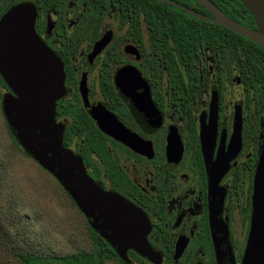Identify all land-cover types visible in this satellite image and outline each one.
<instances>
[{"label": "flooded vegetation", "instance_id": "obj_1", "mask_svg": "<svg viewBox=\"0 0 264 264\" xmlns=\"http://www.w3.org/2000/svg\"><path fill=\"white\" fill-rule=\"evenodd\" d=\"M154 1L144 9L145 0H0V18L34 5L35 31L64 69L55 104L64 146L99 187L147 219L154 261L131 247L119 256L93 229L119 264H217V231L242 264L264 151V49L219 37L191 52L174 40L182 28L171 19L196 18L185 9L215 16L197 0ZM209 1L257 29L240 0ZM103 33L110 39L96 51ZM3 82L2 114L12 93Z\"/></svg>", "mask_w": 264, "mask_h": 264}, {"label": "water", "instance_id": "obj_2", "mask_svg": "<svg viewBox=\"0 0 264 264\" xmlns=\"http://www.w3.org/2000/svg\"><path fill=\"white\" fill-rule=\"evenodd\" d=\"M197 1L215 19L185 10L199 20L247 37L264 49V0H240L256 22V30L235 22L209 0ZM35 18L32 3L16 4L0 18V75L12 91L3 97V115L10 131L21 148L59 182L90 227L119 256L131 247L154 261L157 255L146 239L145 215L119 195L99 187L87 174L81 158L63 144L64 128L55 120V104L65 93L64 69L54 51L37 35ZM109 39L103 33L95 50ZM215 250L217 264H234L225 233H215ZM242 264H264V151L256 169L251 225Z\"/></svg>", "mask_w": 264, "mask_h": 264}, {"label": "trees", "instance_id": "obj_3", "mask_svg": "<svg viewBox=\"0 0 264 264\" xmlns=\"http://www.w3.org/2000/svg\"><path fill=\"white\" fill-rule=\"evenodd\" d=\"M154 0H145L143 8L157 5ZM149 26H153L151 19H146ZM172 27H180L182 30L172 34L176 43H189L190 51L195 50V44L217 43L219 37L223 43L228 42H248L256 45V48L263 51L255 42L245 37L236 34L235 32L211 24L197 20L194 17L190 18H175L171 19ZM187 34H185V30ZM232 36H234L232 38ZM220 41V42H221ZM3 79L0 76V84H3ZM0 114L4 124L5 132L9 146L6 144V149L13 147L24 157L28 158L33 163L42 175L46 177V188L49 197H53L56 204L63 206L65 213L72 215L77 221L80 233L89 239L90 247H80L72 252L59 253L54 251L43 252L33 246L28 227H34L33 222L39 219V212H33V217L23 214V209L29 207L34 210V207L27 205V199L34 205L36 200L41 203L40 198H44L41 194L42 189L31 183H24V187L19 182L14 181L12 172V157L7 153L4 157L0 156V264H119V259L112 248L104 242L98 234L90 228L85 216L80 212L72 198L63 189L59 182L45 169H43L30 155H28L18 144L13 134L10 131L9 125L6 122L1 110ZM34 196V197H33ZM31 197V200L28 198ZM47 215V214H46ZM46 215L42 216L46 218ZM48 216V215H47ZM50 216V217H49ZM50 222L60 221V215L56 212L49 215ZM43 219V218H42Z\"/></svg>", "mask_w": 264, "mask_h": 264}, {"label": "rangeland", "instance_id": "obj_4", "mask_svg": "<svg viewBox=\"0 0 264 264\" xmlns=\"http://www.w3.org/2000/svg\"><path fill=\"white\" fill-rule=\"evenodd\" d=\"M9 146L7 135L5 132L4 124L0 114V156L4 157L9 153L12 157V172L15 183L19 182L21 185L24 183H31L42 189L41 194L44 198H40L38 203L36 200L33 201L32 205L27 199V205L34 207L32 211L28 207L27 210L23 209V214L33 217V212H39V219L33 222L34 227H28L33 239V246L43 252L54 251L59 253L72 252L80 247H90L89 239L80 233V228H78L77 221L72 215H69L63 211V206L59 203L56 204L53 197H49L45 182L46 177L42 175L39 168H37L32 161L24 157L13 147L6 149V145ZM29 185V184H28ZM26 186L25 184L23 185ZM34 197V196H33ZM31 200V197H28ZM32 201V200H31ZM55 212L60 215V221L50 222L51 218L49 215L55 214ZM49 216H47V215ZM46 215L45 217H42ZM43 218V219H42Z\"/></svg>", "mask_w": 264, "mask_h": 264}]
</instances>
